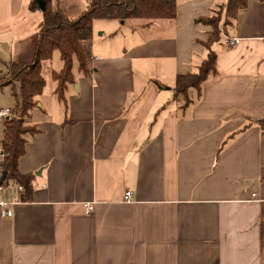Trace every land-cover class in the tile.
I'll return each mask as SVG.
<instances>
[{
	"label": "crops",
	"instance_id": "crops-1",
	"mask_svg": "<svg viewBox=\"0 0 264 264\" xmlns=\"http://www.w3.org/2000/svg\"><path fill=\"white\" fill-rule=\"evenodd\" d=\"M227 2L177 0L176 18L148 23L96 19L90 73L75 62L66 100L61 59L25 117L38 129L19 162L34 174L30 197L2 185L12 215L0 205V264H264V1L223 29L238 42L213 45L218 75L190 88L186 107L174 91L207 56L203 18ZM29 4L0 0V78L39 30ZM53 6L75 19L89 0ZM12 87L0 82L13 97L0 110H13Z\"/></svg>",
	"mask_w": 264,
	"mask_h": 264
},
{
	"label": "trees",
	"instance_id": "trees-1",
	"mask_svg": "<svg viewBox=\"0 0 264 264\" xmlns=\"http://www.w3.org/2000/svg\"><path fill=\"white\" fill-rule=\"evenodd\" d=\"M39 1L30 0V9L40 10ZM43 1L45 7L38 32L27 42L26 50L9 62L8 76L2 75L0 78L1 83L13 84L12 94L16 100L13 116L5 118L4 134L0 141V153L4 155L0 159V171L7 173L1 185L13 181L22 186V200L29 198L33 189L34 174L21 172L19 162L26 154V135L38 132L35 126L26 122L25 117L46 85L42 62L51 59L53 52L59 50L63 67L60 71L53 72V78L57 82L56 94L60 99L66 100L67 87L76 79L75 62H78V68L83 74L90 73L83 42L93 38L96 19H140L148 23L158 19H174L177 16V0H89V8L75 19L69 18L61 7H54L53 0ZM247 4L248 0H228L212 15L203 18L202 22L212 27L207 40L202 41L207 56L196 70L178 75L174 86L177 96L187 97L184 107L191 102L188 97L190 88L200 92L206 80L218 75V55L213 45L221 41L223 29L227 30V26L235 22L239 11ZM158 85L161 88H171L159 82ZM256 123L264 129V118L258 119ZM246 127L248 125L240 130Z\"/></svg>",
	"mask_w": 264,
	"mask_h": 264
},
{
	"label": "rangeland",
	"instance_id": "rangeland-1",
	"mask_svg": "<svg viewBox=\"0 0 264 264\" xmlns=\"http://www.w3.org/2000/svg\"><path fill=\"white\" fill-rule=\"evenodd\" d=\"M105 20V19H103ZM100 22V21H99ZM101 22H106V21H101ZM101 33V31H99L97 28L95 29V36L97 34ZM0 58H3V54H0ZM61 58H60V53L59 50H55L53 52V56L51 59L49 60H44L42 62V74L45 77V79L49 82V85L51 82H53V79L50 76V73L52 72V70L58 69V67H60L61 63ZM60 69V68H59ZM77 64L75 63L74 65V71L75 73L77 72ZM5 87V86H3ZM0 101L5 103V102H11L13 103V97L9 91L8 88H4L3 91L0 93ZM15 103V102H14Z\"/></svg>",
	"mask_w": 264,
	"mask_h": 264
},
{
	"label": "built area",
	"instance_id": "built-area-1",
	"mask_svg": "<svg viewBox=\"0 0 264 264\" xmlns=\"http://www.w3.org/2000/svg\"><path fill=\"white\" fill-rule=\"evenodd\" d=\"M222 36H223V42L229 46H235L238 42V38L237 37H232L228 34H224V32H222ZM13 116V112L12 110L10 109H3V110H0V119L2 118H11ZM3 154L0 153V159L3 158ZM22 188V187H20ZM3 189V186L0 185V192L2 191ZM132 192L131 191H127L125 193V199L127 201H132L133 197H132ZM0 205L5 207V214L6 215H12V209H11V206H10V203L6 202V201H0ZM88 205V209L91 208V204H87Z\"/></svg>",
	"mask_w": 264,
	"mask_h": 264
},
{
	"label": "water",
	"instance_id": "water-1",
	"mask_svg": "<svg viewBox=\"0 0 264 264\" xmlns=\"http://www.w3.org/2000/svg\"><path fill=\"white\" fill-rule=\"evenodd\" d=\"M39 4H40V8L43 10L44 7H45V2H44L43 0H40V1H39ZM6 175H7L6 172H2V175H1V181L5 180Z\"/></svg>",
	"mask_w": 264,
	"mask_h": 264
}]
</instances>
